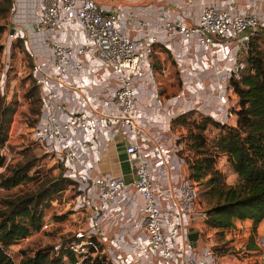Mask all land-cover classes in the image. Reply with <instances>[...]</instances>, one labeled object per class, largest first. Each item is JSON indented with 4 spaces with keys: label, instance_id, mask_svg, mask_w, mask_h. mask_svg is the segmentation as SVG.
Segmentation results:
<instances>
[{
    "label": "built area",
    "instance_id": "1",
    "mask_svg": "<svg viewBox=\"0 0 264 264\" xmlns=\"http://www.w3.org/2000/svg\"><path fill=\"white\" fill-rule=\"evenodd\" d=\"M31 1L36 5L32 25H26L24 32L11 26L7 39L21 40L25 53L33 59L28 73L37 87L38 112L29 138L39 148V166L47 160L59 168L63 178L72 181L68 185L72 195L66 204L73 213H85L84 228L75 234L78 240L65 247L72 254L68 264L95 258L104 264H222L201 240L192 245L187 239L190 224L205 219L206 213L186 164L176 155L182 148L178 134L172 136L171 148L178 165L176 188H158L157 166L167 165L162 136L170 126L160 133L161 138L154 139L148 128L156 122L139 103L143 99L147 106L152 99L160 101L151 66L152 46L158 44L170 53L180 75L178 93L163 104L172 106L182 99L177 113L195 110L220 124L233 125L235 116L230 110L237 97L231 80L240 78L242 57L254 39L264 37V11L248 8L244 0L239 1V9L205 3L194 21L159 17V34L145 27L141 11H109L97 0ZM13 8L11 3L10 24L19 20ZM124 22L130 23L128 33L122 30ZM62 30L70 36L71 31L79 32L82 37L69 42L51 37ZM43 31L47 34L39 40L47 42L48 56L36 62L29 39ZM176 42L178 51L172 47ZM140 63L143 80H130L128 75L136 72ZM207 95L218 99L222 114L202 111ZM115 133L129 142L124 153L133 171L131 186L141 199L140 217L133 225L144 239L123 235L114 242L96 224L126 188L121 177L97 171ZM212 133L207 131L209 136ZM47 225L41 219V228ZM93 237H98L97 245H93ZM255 245L258 264H264V217L257 223ZM59 247L54 245V252Z\"/></svg>",
    "mask_w": 264,
    "mask_h": 264
},
{
    "label": "trees",
    "instance_id": "2",
    "mask_svg": "<svg viewBox=\"0 0 264 264\" xmlns=\"http://www.w3.org/2000/svg\"><path fill=\"white\" fill-rule=\"evenodd\" d=\"M9 8L10 0H0L1 17L8 13ZM2 29L3 26H0V31ZM156 53L165 55L171 61L167 50L154 44L151 63L154 72L163 68ZM242 60L244 69L240 78L231 80V87L237 97L235 108L230 110L235 116L233 125L220 124L195 110L177 114L170 123L172 129L175 126H184L186 129L184 135L178 134L177 143L182 148L176 155L186 164L188 178L204 205L206 217L202 223L206 229L214 230L218 239L224 236V231L233 227L235 220H251L254 231L264 217V37L254 39ZM30 80L31 86L25 96L32 103L31 114H37V87ZM158 92L161 95V91ZM12 112V107L5 105L0 98V147L4 144ZM213 129L215 131L209 136L207 131ZM221 156L235 175L233 184H228L216 167ZM2 163L0 156V167ZM31 166L30 163H18L7 175L0 174V188L4 190L25 181L35 182V187L30 191L0 196V264H15L6 255L5 247L39 231L43 207L72 184V181L61 176L60 171L56 176L44 178L35 171V175L30 177L27 171ZM77 240L76 237L61 240L58 252H54V246H46L31 254L22 253L16 264H68L72 254L65 247ZM91 241L93 245L96 244L94 237ZM83 264L104 263L95 258L85 259Z\"/></svg>",
    "mask_w": 264,
    "mask_h": 264
},
{
    "label": "crops",
    "instance_id": "3",
    "mask_svg": "<svg viewBox=\"0 0 264 264\" xmlns=\"http://www.w3.org/2000/svg\"><path fill=\"white\" fill-rule=\"evenodd\" d=\"M239 1L240 0H97V3L109 11H116L119 13H124L127 11H141L144 14L142 21L145 27L149 28L153 32H157L160 34L162 33V31L158 25V18L161 16H166L169 18L179 16L185 17L188 21H194L202 4L212 3L216 5L228 6V8L233 7L234 9H239L241 8L239 5ZM244 2L246 4L245 6L254 11H264V0H244ZM11 3L14 7L12 13L15 14V17L18 16L19 20L18 22H12L11 24L9 23V26L6 27V31L7 33H10V27L15 26L16 28L24 32V28L31 24L33 13L36 12V5L31 0H10V4ZM228 3H230L231 6L227 5ZM129 24L130 23L127 22L122 23V30L128 33ZM45 33L46 32L42 33L41 36L38 35L29 39V46L34 54V61L36 62H41L45 56H48L47 42L45 43L39 40L40 37H44ZM51 37L57 41L69 42L70 39L80 40L82 36L79 32L74 31H71L70 36L66 30H62L61 32L54 33ZM11 41H17L19 44L21 42V40L19 39H10L9 43ZM172 47L176 51L179 50V45L177 42L175 44H172ZM157 54L162 55L161 53ZM31 61H33V59L30 58V62ZM171 63L175 68V71L179 78L180 75L178 69L175 66L172 58ZM141 64L142 63H140L136 72L128 75V78L130 80H143V70L141 69ZM163 71L164 70H161V72ZM171 96L172 95L164 98L163 96L159 95V102L156 99H152L151 102L149 101V104L147 106L144 104V100L142 99L139 105L142 109L145 110L147 117L155 120L156 122L155 126L148 128V133L154 139L158 140L159 138H161L160 133L162 131H166L167 127L170 126V130H167L165 135L162 136L163 146L167 154V165L159 164L157 166V183L160 190L165 189L174 191L176 188L178 165L176 163L175 154L173 153L171 148L173 143L172 136L177 133L175 129H172L170 123L171 119L179 114L176 111H178L179 107L181 106L182 99H178L177 101H175L172 106L163 104V101L167 98H170ZM171 113L172 117H170ZM211 131L214 132L215 130L213 129ZM127 143H129L128 140L123 138L120 133H115L112 136V140L108 142L106 150L102 153L101 158L97 163L98 172L107 175L119 176L126 183V188L118 195L116 202L109 205L107 207V211L101 214L96 221L98 228L103 232V234H105V236H107L108 240H112L114 242L119 241L123 235H130L132 237H140L141 239H144L143 235L138 230H136L133 225L134 222H137L140 217L139 208L141 207V199L131 186V182L133 180V171L126 161V156L124 153V148ZM144 143L146 142L142 140L141 146L144 148L145 152L148 153L149 150L145 147ZM222 162H224L225 165L228 166V164L225 162L224 157L221 156L218 158L217 165L220 170H223ZM235 181V175L229 168L227 183L233 184ZM64 205L65 207H67L68 213L67 215H63H65L66 218L69 217L71 219V223H73L72 221L77 219L79 216L83 218V223L85 222L84 212L78 211L73 213L66 203ZM115 220H119V223L116 224ZM256 227L255 230L252 231V222L249 219L235 220L233 222V227L224 231V238L226 240L228 239L229 241L226 242V244L233 245V247L235 248L239 247L243 250L246 249L247 252L256 253ZM190 228L197 232V239L199 240H201V236L205 240L209 237L210 234L214 233V230L206 229L202 221H193L190 224ZM69 230L71 229H66L65 232ZM94 238L98 239V237ZM175 242L178 246L182 247V251H186L185 246L179 244L178 241ZM190 243L192 245L194 244V242ZM198 243L199 241L197 242V244ZM206 245L208 244L206 243ZM212 251L216 253L213 249ZM217 255L219 256L222 264H233L232 260L230 263H228V261L225 262L226 255ZM141 264L145 263L141 261Z\"/></svg>",
    "mask_w": 264,
    "mask_h": 264
},
{
    "label": "rangeland",
    "instance_id": "4",
    "mask_svg": "<svg viewBox=\"0 0 264 264\" xmlns=\"http://www.w3.org/2000/svg\"><path fill=\"white\" fill-rule=\"evenodd\" d=\"M9 15V12L4 17H1L0 14V26H3V29L0 31V86H2L0 98H2L5 105L12 107L13 112L6 128L4 144L0 147V156L3 159L0 174L7 175L18 163H30L32 166L27 171L28 176L33 177L35 171L42 178L56 176L59 173V168L49 161H43L39 166L41 159L40 151L29 138V129L36 118V114H31L30 112L32 103L25 96L26 90L31 86L28 73L31 62L22 45L17 41L9 43L7 39L6 27L9 26ZM156 56L161 61L162 70L164 71L156 70L155 82L158 90L161 91V96L166 98L178 93L180 86L179 78L169 58L157 53ZM201 107L204 112H212L215 115L223 113L218 99L211 95L204 97ZM174 128L177 134L184 135L186 133L184 126H175ZM217 165L218 160L216 163V167L218 168ZM228 167L222 162L223 170L218 168L225 176L226 182H228ZM34 187L35 182L33 180L25 181L7 190L0 188V196H12L30 191ZM71 195L72 190L67 186L54 200L43 207L42 221L48 222L45 228H40L39 231L33 232L27 238L5 247V253L13 263L16 264L18 262L22 253L31 254L39 248L59 244L61 240L75 237V234L84 228L81 216L71 223V219L63 215H67L68 213V209L64 204ZM66 229L71 230L65 232ZM201 241L204 244L207 243V246L210 248L216 247L214 250L216 254L226 255L225 262L228 261L230 263L232 260L233 264H258L255 252H247L246 249L243 250L239 247L235 248L233 245L226 244L229 241L224 236L218 239V236L212 233L205 240L201 236Z\"/></svg>",
    "mask_w": 264,
    "mask_h": 264
},
{
    "label": "water",
    "instance_id": "5",
    "mask_svg": "<svg viewBox=\"0 0 264 264\" xmlns=\"http://www.w3.org/2000/svg\"><path fill=\"white\" fill-rule=\"evenodd\" d=\"M11 34V31H10ZM188 234H187V239L191 242H195L197 240V232L195 230H193L192 228H190L188 230Z\"/></svg>",
    "mask_w": 264,
    "mask_h": 264
}]
</instances>
